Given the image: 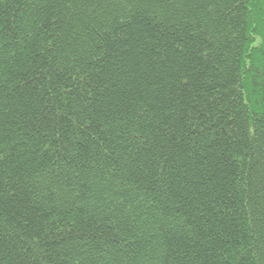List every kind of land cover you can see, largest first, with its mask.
Wrapping results in <instances>:
<instances>
[{
    "label": "trees",
    "instance_id": "1",
    "mask_svg": "<svg viewBox=\"0 0 264 264\" xmlns=\"http://www.w3.org/2000/svg\"><path fill=\"white\" fill-rule=\"evenodd\" d=\"M0 264H264V0H0Z\"/></svg>",
    "mask_w": 264,
    "mask_h": 264
}]
</instances>
